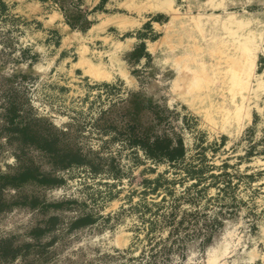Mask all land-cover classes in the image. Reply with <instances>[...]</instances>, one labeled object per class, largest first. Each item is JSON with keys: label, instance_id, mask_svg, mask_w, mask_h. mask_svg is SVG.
Segmentation results:
<instances>
[{"label": "rangeland", "instance_id": "374dc122", "mask_svg": "<svg viewBox=\"0 0 264 264\" xmlns=\"http://www.w3.org/2000/svg\"><path fill=\"white\" fill-rule=\"evenodd\" d=\"M0 264H264V0H0Z\"/></svg>", "mask_w": 264, "mask_h": 264}, {"label": "trees", "instance_id": "16d2710c", "mask_svg": "<svg viewBox=\"0 0 264 264\" xmlns=\"http://www.w3.org/2000/svg\"><path fill=\"white\" fill-rule=\"evenodd\" d=\"M56 139L55 140H48L43 139L41 143V148L47 152H49L52 156V162L55 166L62 168V169H69L74 165H82L85 163L84 158H82L78 153H71V152H64L60 154L57 149H55ZM135 146L140 147L143 152L150 158L155 160H175L183 155V149L181 148L180 141L177 142L176 146H173V142L168 137L156 138L152 142L135 139L132 142ZM36 169L33 170L27 169L23 172L18 179L22 182H26L28 180L37 181L40 184L46 185H56L59 184L61 181L57 178L49 177V176H41L40 178L37 177L35 173ZM65 203H61L59 205H53L55 207H62ZM55 217H51L49 219L50 224H54L56 222ZM91 223V220L88 217H84L74 221L71 225L72 228H79ZM41 230L38 231L36 234H41Z\"/></svg>", "mask_w": 264, "mask_h": 264}]
</instances>
